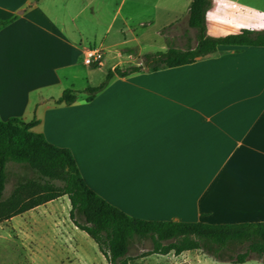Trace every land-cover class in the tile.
Returning <instances> with one entry per match:
<instances>
[{"label":"crops","instance_id":"obj_1","mask_svg":"<svg viewBox=\"0 0 264 264\" xmlns=\"http://www.w3.org/2000/svg\"><path fill=\"white\" fill-rule=\"evenodd\" d=\"M91 2L0 0V19H9L0 25V119L36 117L31 129L68 148L85 183L127 214L264 220V45L218 44L187 63L114 73L86 99L81 89L118 62L138 65L145 52L196 42L186 23L189 0L180 24L166 18L156 30L168 37L156 48L145 31L152 15L139 22L144 31L124 15V30L112 31L118 8L104 25L87 16ZM204 23L210 35L263 29L264 0H209ZM91 45L106 50L93 65L107 67L95 83L83 62ZM68 86L76 99L55 103Z\"/></svg>","mask_w":264,"mask_h":264},{"label":"trees","instance_id":"obj_2","mask_svg":"<svg viewBox=\"0 0 264 264\" xmlns=\"http://www.w3.org/2000/svg\"><path fill=\"white\" fill-rule=\"evenodd\" d=\"M208 4L209 0H189L186 23L195 30L193 46L169 45L162 51L143 53L141 64L125 69L108 68L98 84L81 89L85 98H91L114 73L126 74L141 66L156 69L187 63L214 51L218 44L264 45V28L207 34L204 13ZM8 20L0 19V25ZM76 95L77 90L68 86L53 101L69 104ZM37 122L34 116L28 120L16 116L0 119V221L66 195L69 219L95 242L106 264H128L130 256L126 252L136 237L150 239L151 247L145 253L177 254L186 249H202L217 259L234 262H241L252 253L264 263V220L211 223L145 219L127 214L85 183L68 148L52 144L41 132L31 129ZM9 164L22 171L15 175L4 194ZM236 247L240 250L233 253Z\"/></svg>","mask_w":264,"mask_h":264},{"label":"rangeland","instance_id":"obj_3","mask_svg":"<svg viewBox=\"0 0 264 264\" xmlns=\"http://www.w3.org/2000/svg\"><path fill=\"white\" fill-rule=\"evenodd\" d=\"M94 11L86 9L87 16L97 15L104 25L118 8L119 14L114 20L111 30L116 26L123 27L120 16H131L126 20L137 32L143 25L139 23L152 15V23H146L147 39L155 47L168 37L157 33L169 20L173 25L180 24L186 15V0H91ZM88 11V12H87ZM92 18V17H90ZM150 23V24H149ZM172 25V26H173ZM165 29H170L168 25ZM144 31V28L142 29ZM126 36H128V32ZM149 33V36H148ZM192 38V34L186 33ZM144 42V41H143ZM132 44V41L125 45ZM133 64L130 61H120L115 66L125 69ZM114 66V67H115ZM106 65L93 66L92 80L95 83ZM83 81H75L81 84ZM8 179L4 185L6 194L17 173L22 169L9 164ZM69 203L66 195H60L26 211L15 214L12 218L0 221V264H106L104 256L98 250L95 242L83 231L78 229L68 217ZM151 247V241L146 238H134L128 246L126 254L130 256L128 264H264L254 254H249L243 261L234 262L220 260L202 249H189L180 253L144 251ZM240 248H234V252ZM145 253V254H143Z\"/></svg>","mask_w":264,"mask_h":264},{"label":"built area","instance_id":"obj_4","mask_svg":"<svg viewBox=\"0 0 264 264\" xmlns=\"http://www.w3.org/2000/svg\"><path fill=\"white\" fill-rule=\"evenodd\" d=\"M106 50L102 46H87L83 53V62L91 65H100Z\"/></svg>","mask_w":264,"mask_h":264}]
</instances>
